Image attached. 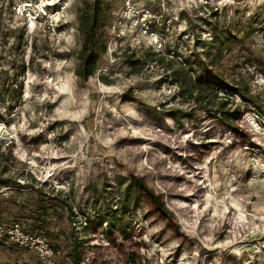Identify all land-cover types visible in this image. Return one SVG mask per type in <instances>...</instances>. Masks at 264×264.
<instances>
[{"label": "rangeland", "instance_id": "obj_1", "mask_svg": "<svg viewBox=\"0 0 264 264\" xmlns=\"http://www.w3.org/2000/svg\"><path fill=\"white\" fill-rule=\"evenodd\" d=\"M81 1L0 0V220L31 231L40 202L54 264H73L72 242L81 264H264V0H97L105 50L86 79ZM229 30L239 40L206 56ZM167 49L239 80L251 101L216 89L243 111L235 128L181 101L150 60ZM0 264L43 263L4 234Z\"/></svg>", "mask_w": 264, "mask_h": 264}, {"label": "trees", "instance_id": "obj_2", "mask_svg": "<svg viewBox=\"0 0 264 264\" xmlns=\"http://www.w3.org/2000/svg\"><path fill=\"white\" fill-rule=\"evenodd\" d=\"M78 10V30L82 35V43L79 51L77 52V66L75 69V74L82 79H86L87 76L92 75L95 72L96 60L100 55V52L105 50V46L99 38V33L97 30L101 25V21L104 15V9L102 5L95 0L94 2H87L85 0L81 1ZM224 36L215 34L210 44L205 50V55L220 56L224 50L229 49L231 41L234 39L239 40L238 36L232 34L229 30L227 33H223ZM222 34V35H223ZM169 53L163 55L161 51L151 52V54L157 56L152 57L150 60H159L162 66L169 69L168 76L171 80L178 85L177 95L181 97V101H195L200 108L208 110L212 117L217 121L225 123L231 128H235L234 124L230 123L228 118L236 119L242 114V110L239 104L234 103L230 99L229 94L218 95L216 89H224L228 93H236L243 100L251 101L252 99L245 96L242 92L243 87L239 80H233L231 82L226 81L220 72L215 70L211 63L204 62L200 56H193L191 60L185 58V60L178 61L174 56L170 54V50L167 49ZM171 55V56H170ZM163 59L167 60L165 64ZM181 59V58H180ZM243 59L241 67L245 64L247 67L253 65V61ZM172 61H175V66H172ZM23 69V68H22ZM194 81H193V79ZM1 94V91H0ZM129 100H133V96L126 94ZM212 99L215 103L211 102ZM135 180L136 186L143 191H146L152 196L154 203L158 210L165 216H169L167 208L160 202L159 198L154 195L153 191L144 184L142 179L133 178ZM36 214L33 222V227L31 231L22 229L29 233L40 234L38 231H42L46 236L49 235L47 230L42 229V221L47 214V210L42 204L36 202ZM111 214L104 215V221L106 223V229L104 233L107 235L117 227V219L121 216H117L118 210H113L110 208ZM118 217V218H116ZM0 222H5L0 220ZM14 222V221H11ZM6 222V223H11ZM18 222V221H17ZM44 236V235H42ZM45 237V236H44ZM46 238V237H45ZM47 239V238H46ZM48 240V239H47ZM49 242V241H48ZM53 248L54 254L59 252L60 245L58 243L49 242ZM77 243H71L61 246L62 249H66L71 257L73 264H81V255L77 250Z\"/></svg>", "mask_w": 264, "mask_h": 264}, {"label": "built area", "instance_id": "obj_3", "mask_svg": "<svg viewBox=\"0 0 264 264\" xmlns=\"http://www.w3.org/2000/svg\"><path fill=\"white\" fill-rule=\"evenodd\" d=\"M6 235L9 239L16 241L19 245L36 248L43 264H54V251L48 240L36 233H29L22 229L19 222H0V235Z\"/></svg>", "mask_w": 264, "mask_h": 264}]
</instances>
